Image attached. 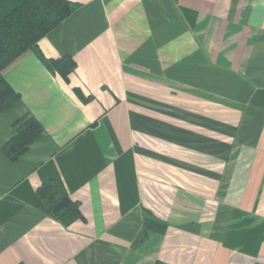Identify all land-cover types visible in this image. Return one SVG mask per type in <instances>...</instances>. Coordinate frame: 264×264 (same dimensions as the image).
<instances>
[{
	"label": "crops",
	"instance_id": "crops-1",
	"mask_svg": "<svg viewBox=\"0 0 264 264\" xmlns=\"http://www.w3.org/2000/svg\"><path fill=\"white\" fill-rule=\"evenodd\" d=\"M67 1L4 71L0 264H264V0ZM25 116L44 132L13 162Z\"/></svg>",
	"mask_w": 264,
	"mask_h": 264
},
{
	"label": "trees",
	"instance_id": "trees-1",
	"mask_svg": "<svg viewBox=\"0 0 264 264\" xmlns=\"http://www.w3.org/2000/svg\"><path fill=\"white\" fill-rule=\"evenodd\" d=\"M78 7L67 0H0V112L9 110L21 100L6 81L4 71L27 52L38 50V43ZM46 63L65 80L76 69V63L70 56L46 60ZM14 128L15 135L3 146V153L16 162L40 138L44 128L32 116L19 119ZM38 195L55 219L61 220L79 211L78 204L56 181L44 183Z\"/></svg>",
	"mask_w": 264,
	"mask_h": 264
}]
</instances>
